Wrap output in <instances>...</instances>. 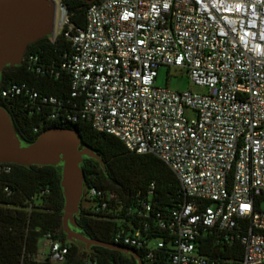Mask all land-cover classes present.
<instances>
[{
	"label": "built area",
	"instance_id": "built-area-1",
	"mask_svg": "<svg viewBox=\"0 0 264 264\" xmlns=\"http://www.w3.org/2000/svg\"><path fill=\"white\" fill-rule=\"evenodd\" d=\"M54 2L47 37L67 26L69 51L57 60L28 52L19 65L66 74L67 97L12 81L0 100L39 115L34 132L85 119L129 152L159 159L178 186L167 208L152 207L150 183L123 211L115 193L90 185L83 209L117 221L110 242L139 252L142 264H264V0H93L81 27ZM161 66L183 70L198 90L156 85ZM44 238L49 261L66 262L68 244ZM75 264L97 261L85 253Z\"/></svg>",
	"mask_w": 264,
	"mask_h": 264
},
{
	"label": "trees",
	"instance_id": "trees-1",
	"mask_svg": "<svg viewBox=\"0 0 264 264\" xmlns=\"http://www.w3.org/2000/svg\"><path fill=\"white\" fill-rule=\"evenodd\" d=\"M66 8L68 25L81 27L84 23V0H61ZM64 26L53 42L47 36L27 45L24 54L32 52L44 60H57L70 49L69 41L62 35ZM12 81L34 84L42 93L67 97L68 77L62 73L57 78L34 76L21 65H6L0 72V89ZM0 106L9 114L12 125L24 142L35 139L37 134L51 127H65L76 131L80 146H85L100 157L83 156L80 169L83 174V188L93 185L115 193L125 207L136 206L150 183L154 184L150 197L154 209L169 207L178 195L177 181L172 172L156 157L149 154L129 152L117 138L93 130L89 122L79 118L76 122H46L38 131L39 115L28 116L16 104L0 100ZM9 172H0V264H55L46 257L34 260L37 241L50 234L53 239L69 246L67 260L61 264H75L76 258L85 253L94 257L97 264H135L132 256L116 250L94 246L90 251L67 241L61 229L63 198L59 186L60 165L21 166L7 163ZM76 227L88 238L110 242L111 233L117 228V221L102 220L86 212L79 204L74 218ZM111 243V242H110ZM140 255L139 252H137Z\"/></svg>",
	"mask_w": 264,
	"mask_h": 264
},
{
	"label": "water",
	"instance_id": "water-1",
	"mask_svg": "<svg viewBox=\"0 0 264 264\" xmlns=\"http://www.w3.org/2000/svg\"><path fill=\"white\" fill-rule=\"evenodd\" d=\"M84 1L89 4L93 0ZM54 27V0H0V72L6 65H19L27 45L53 35ZM83 156L102 164L92 150L80 146L79 135L71 128H47L41 130L34 140L24 143L17 135L9 114L0 107V163L60 165L59 186L63 198L61 229L65 239L83 243L87 251H90V245H95L123 252L132 256L135 264H142L134 249L88 238L74 230V218L79 211L83 187L80 169Z\"/></svg>",
	"mask_w": 264,
	"mask_h": 264
},
{
	"label": "rangeland",
	"instance_id": "rangeland-1",
	"mask_svg": "<svg viewBox=\"0 0 264 264\" xmlns=\"http://www.w3.org/2000/svg\"><path fill=\"white\" fill-rule=\"evenodd\" d=\"M57 16V11H56ZM155 84L158 86H165L172 90L183 91L186 89L198 90L187 78L185 72L183 70H179L174 67H159L157 69V75L155 78ZM190 114V113H188ZM82 206H87V202H81ZM37 259L43 260L46 258V254L48 251L47 240L44 237H41L37 241Z\"/></svg>",
	"mask_w": 264,
	"mask_h": 264
},
{
	"label": "flooded vegetation",
	"instance_id": "flooded-vegetation-1",
	"mask_svg": "<svg viewBox=\"0 0 264 264\" xmlns=\"http://www.w3.org/2000/svg\"><path fill=\"white\" fill-rule=\"evenodd\" d=\"M0 107H1V106H0ZM2 108H3V107H2ZM74 230H77V231L81 232L80 229H78L77 227H75ZM71 243H73L74 245H76V246H78V247H80V248L83 247V243H81V242H79V241H75V242H71ZM94 246H95V245H90L89 249H92V247H94Z\"/></svg>",
	"mask_w": 264,
	"mask_h": 264
},
{
	"label": "snow or ice",
	"instance_id": "snow-or-ice-1",
	"mask_svg": "<svg viewBox=\"0 0 264 264\" xmlns=\"http://www.w3.org/2000/svg\"><path fill=\"white\" fill-rule=\"evenodd\" d=\"M245 207H247V206H245Z\"/></svg>",
	"mask_w": 264,
	"mask_h": 264
}]
</instances>
